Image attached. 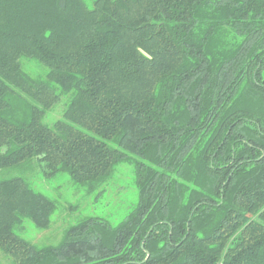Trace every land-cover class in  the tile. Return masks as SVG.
Masks as SVG:
<instances>
[{
    "label": "trees",
    "instance_id": "obj_1",
    "mask_svg": "<svg viewBox=\"0 0 264 264\" xmlns=\"http://www.w3.org/2000/svg\"><path fill=\"white\" fill-rule=\"evenodd\" d=\"M263 72L264 0H0V171L98 187L141 160L134 210L85 218L57 247L16 232L47 223L48 199L1 180L0 249L20 264H264Z\"/></svg>",
    "mask_w": 264,
    "mask_h": 264
},
{
    "label": "rangeland",
    "instance_id": "obj_2",
    "mask_svg": "<svg viewBox=\"0 0 264 264\" xmlns=\"http://www.w3.org/2000/svg\"><path fill=\"white\" fill-rule=\"evenodd\" d=\"M22 67L29 76L38 79L45 73V68L34 60H22ZM66 101L60 98L46 111L42 122L52 126L59 120ZM140 161L135 155L128 154V160L117 164L109 180L98 187L81 185L61 172L47 176L36 166L24 172L15 168L0 171V181L20 177L51 204L46 224L37 226L24 220L17 227V235L28 245L42 249L60 245L67 231L85 218H97L112 226L117 225L138 203L136 166ZM21 260V256H13L0 249V264H20Z\"/></svg>",
    "mask_w": 264,
    "mask_h": 264
}]
</instances>
